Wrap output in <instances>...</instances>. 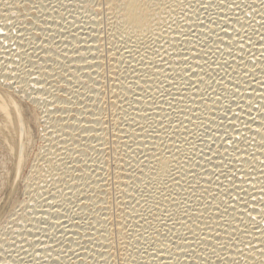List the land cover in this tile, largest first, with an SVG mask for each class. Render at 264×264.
Instances as JSON below:
<instances>
[{"label": "bare ground", "instance_id": "6f19581e", "mask_svg": "<svg viewBox=\"0 0 264 264\" xmlns=\"http://www.w3.org/2000/svg\"><path fill=\"white\" fill-rule=\"evenodd\" d=\"M55 2L56 0L45 4V0H0V62L7 64V69H0V80H3L6 75L16 81L17 63H28L29 57L32 61V63H28L30 76L23 72V67L20 69L22 78L19 83L23 85V89L12 88L0 91V244H3V248L7 250L6 245L10 242L8 244L3 243L2 235L5 236L8 226L22 225L20 224L21 221L26 222L28 228L25 227V230L21 229L22 231L18 229L22 232L19 231L21 233V235L18 234L19 239L23 236L21 241L24 240V237H27L28 241H32L35 234L29 235L26 229H34L36 221L42 217H47L51 222L49 225L56 224V227H60V230L57 228L56 230L62 232L61 235L57 232L59 236H56V233L54 236L62 241L67 240L64 245L68 242L66 247L76 250L78 255H72L69 252L75 264H81V260L83 264H93L94 255L100 264H104L105 257L108 259V264H116L115 248L107 245V240L100 234L101 231L111 230L110 225L106 224L102 217L107 215L111 219L113 217L112 210L120 207H123L126 214L130 213V206L133 204L136 205L137 209L142 210L143 201L141 200L140 204H136V200H140L142 191L146 187L147 191H152L149 184L150 166L146 165H148V160L152 158L153 150L151 149V141L149 147H144L143 138L138 142L129 139L133 133L126 125L122 126V130L119 132L109 125L106 119L109 116V110L104 108V103H108L109 108H111L110 101L116 100V94L127 95L131 98L132 93L126 91V88L127 83L134 82L135 77L129 74L125 80L124 76L121 75L123 83L116 82V68H119L121 74H124L126 63L130 61L132 65L141 68L142 71L151 72L153 69H144L124 49L125 42L128 43L129 48L139 47L136 35L130 32L124 33L123 39H121L120 32H115L114 36L105 35V31H113L108 26L107 20H92L85 13L73 9H69L72 15H68L67 12L66 14L59 10L57 8L59 3L56 2L58 5H55ZM238 2L243 3V0H238ZM33 3L42 6L40 11H35ZM53 6L57 9L56 11L53 10ZM41 13L48 17L47 22L41 20L43 32L35 26V21L37 17H41ZM188 15L191 16L190 11ZM200 15L204 17L206 13L201 11ZM61 17H66V19L62 22ZM237 17L240 18V23L235 22ZM30 18L31 23L29 22ZM191 22V20L188 21V23ZM17 23L21 27L16 30ZM61 23H63V27L60 26ZM241 24L245 25L249 34H252L253 29L256 32L251 45L255 59L249 64L250 73L253 71L251 64H256V79H253L251 75H240L236 79L247 81V83L240 84L238 95L230 96L228 100H224L221 96V100L215 105L212 104L211 100H208V109L211 111L203 110L204 125L210 127L215 133L216 144L213 152L219 148L221 140H227V137L223 135L224 128L218 127V125L223 124L234 137L238 138L237 143L241 149L246 148L247 153L255 152L256 159L264 162V155L260 154L261 150L258 143H251L260 140V137L256 135L257 131L264 132V128H261V124L264 123V107H261L264 105V99H261L264 96V88L261 87L260 83L264 81V73L260 71L264 65L259 63L264 59L260 56V52L264 50V45L259 43L260 33L264 32V27H261L264 24V19L252 8L233 7L231 10H224V26L227 35L220 31L216 25H212V27L224 40L222 47L225 54L221 57V62L228 60L232 64V67L227 69V73L229 76H234L233 69L237 68L240 61L237 59L233 62L232 57L227 55V45L235 35L233 28L239 30ZM101 25H103L104 30H102ZM47 30L53 31L56 36L48 35L52 33L47 34ZM198 31L208 32V29L201 27ZM26 32L28 37H31L33 41L35 40L34 44L36 45V49L34 47L29 48L27 56L24 52V46H27L28 42ZM37 33L41 35V38L49 37L43 49L38 47L41 41L36 39ZM51 37H55V39ZM210 37L215 40V33L210 34ZM170 39L175 41L176 48L180 47L181 37L175 30L171 33ZM113 45L115 47H112ZM207 47L212 48L214 46L209 44ZM97 48H99V52ZM164 48L168 49L167 53H164L166 57L174 54L176 50L167 44L164 45ZM105 53L107 60L103 55ZM142 54L143 52H141ZM233 54L236 57L242 55L238 50L234 51ZM189 55L193 57L191 61L193 66L203 63V60L198 58L196 51L189 53ZM243 55L245 61H248L247 47ZM217 57H220V53L213 50L208 58L216 60ZM121 59L125 61V64L119 63ZM32 64H35V67ZM182 67L187 66L182 63ZM61 68L66 69V73L62 72ZM212 68L217 69L221 75L224 74L225 70L218 68L216 64H213ZM168 71L171 75H175V71L172 69H168ZM193 71H197V69L193 67ZM54 72L56 79L53 78ZM216 78L219 79L218 76ZM25 79L30 80L31 87L24 82ZM161 79H163L162 76ZM193 79L195 80L196 77L193 76ZM139 83L144 86L143 80H140ZM168 83L171 84V81ZM93 85H95L94 91L90 92L89 89ZM227 87L232 92H237L235 83L229 84ZM121 88H125V91L121 92ZM77 89H79L78 92ZM217 90L223 93L222 87L217 86ZM133 91L140 92V89L135 87V83H133ZM172 91L176 93L177 89L173 87ZM193 92L195 93V90ZM210 95L214 96L215 94L210 92ZM69 97H71V102H69ZM116 102L119 103V101ZM199 103L197 98V104L192 105V107L198 109ZM229 106L232 111L226 112V108ZM164 107L167 108V105L165 104ZM258 108L259 111H257ZM112 110L116 111V109ZM196 114L201 115L202 112L198 110ZM237 116L241 119H237ZM253 119H255V123H252ZM212 120H215L216 123H211ZM241 120L246 122L249 127H244ZM199 122L195 121V123ZM232 124L236 125L235 130L231 127ZM110 131L113 133L114 143L122 145L127 142L131 144V149L121 148L118 153L111 152L106 143L109 140ZM198 131H203V128ZM115 136H119L121 139L115 140ZM245 136L250 141L248 145L240 143V140ZM38 137L42 143L37 147L29 172L25 174V166L28 165L29 157ZM202 139L210 144L213 139L212 132L205 134ZM101 141H105V143L101 144ZM197 144L205 152H208V147L202 141H197ZM169 146H171V142H169ZM226 147L231 153V144H227ZM220 151L223 152V149ZM85 152L88 153L84 156L87 167L81 164L80 155H78V153L83 154ZM109 155H111V159L108 158ZM237 155L246 156V153L241 152ZM169 159L171 158L169 157ZM217 163H219L218 160ZM232 163L235 183L241 186L242 177L244 180L242 187L247 190V195H244L243 192L240 195H244V200L250 201L247 207H245L243 200L237 203L239 197L236 193L239 192V187L234 190L232 195L233 206L237 209L236 215L243 214L244 219L247 220L248 212L255 207L257 211H252L251 216L259 220L258 213L262 205L256 201L262 196L260 189L261 185L264 184V175L259 170L251 172L250 175L236 173V162L233 161ZM69 164L71 167H68ZM208 167L211 168L212 166L208 165ZM244 167L247 169L248 165ZM256 168L259 169L260 165L256 164ZM81 171L84 173V180L90 178L92 182L90 187L81 180ZM68 175L74 179L69 180ZM106 179L107 183H105ZM62 180L71 187V191L65 187ZM163 180L164 177L161 176L158 180H153V183L163 187ZM221 181L225 186L229 183L223 177H221ZM21 187H23L22 193L25 195L23 199H20ZM58 188H64L65 196L71 197L73 203H76V197L81 195L78 189H82L86 197L89 193L94 194L85 199L86 207L80 216L73 219L71 218L73 214L69 213L70 218L65 220L60 209L51 207L63 199L57 191ZM137 188L141 191H135ZM143 194L146 195L147 193ZM133 196L136 197V200L132 199ZM117 198L122 202L121 205L115 203ZM92 201L95 202V205ZM105 202L109 207H106ZM215 203L214 201L213 204ZM30 206L32 207L30 208L32 209L31 212L34 214L29 211ZM93 207H95L94 213L91 211ZM136 219H132L133 224H135ZM29 220L32 223H28ZM64 222L65 225H63ZM236 223L239 224V221ZM241 227L243 226L241 225ZM54 229L53 227L51 232ZM85 230L88 234L98 238V243L84 241L86 247L89 248L87 251L85 248L77 247L75 243L77 239L84 238ZM12 231L16 233L15 230ZM4 232L5 234H3ZM13 235L10 234L12 238ZM14 239L16 240V237ZM249 239L252 240L250 247L240 246L242 255L235 248L227 255L236 257L244 264H252L251 257L253 250H255L256 259H262L258 250L261 246L259 232L257 231L256 235ZM21 241L20 243H22ZM52 243L53 241L47 237L43 240V244L40 245L41 255ZM12 246L11 244L10 249ZM17 247L15 246V248ZM24 247L30 250L29 244L25 243ZM7 251L11 252L12 250ZM14 253H12L11 259H16ZM101 253L103 256L100 255ZM162 256L164 259L158 261V264H169L167 253H162ZM144 259L148 261L150 257L145 255Z\"/></svg>", "mask_w": 264, "mask_h": 264}, {"label": "snow or ice", "instance_id": "6c2138e0", "mask_svg": "<svg viewBox=\"0 0 264 264\" xmlns=\"http://www.w3.org/2000/svg\"><path fill=\"white\" fill-rule=\"evenodd\" d=\"M58 3L68 15H72L69 8H73L78 12L85 13L92 20H107L108 26L113 31H105V35L114 36L115 32H120L121 39H123L124 33L130 32L136 35L139 47L129 48L127 42L123 47L144 69H153L151 72L142 71L141 68L132 65L130 61L126 63L124 74H121L120 69L116 68V82L123 83L121 75L125 80L129 74L135 77L134 82L127 83L126 88V91L132 93L131 98L127 95L116 94V100L110 101L111 108L108 103L101 101L104 103V108L109 110V116L106 118L109 125L114 127L117 132L126 125L133 133L129 139L138 142L143 138L144 147H149L151 141L153 150L152 158L146 165L150 166L149 184L152 191H147L146 187L142 191L140 200H136L135 196L132 197L133 200H136V204L143 201L142 210L137 209L133 204L130 206V213L126 214L123 207H120L112 210L113 217L111 219L107 215L102 217L104 222L110 225L111 230L101 231L100 234L107 240V245L115 248L116 264H158V261L164 259L162 253L165 252L169 264H244L243 261L227 255V253L235 248L242 255L240 246L250 247L252 240L249 238L254 237L257 231L260 234L261 246L258 250L262 259L257 260L255 250H253L252 264H264V184L260 189L262 196L256 201L262 205L258 213L259 220L251 216L252 211H257L255 207L248 212L247 220L244 219L243 214L237 216L232 195L233 191L239 187V192L236 193L239 197L237 203L243 200L247 207L250 202L244 200L247 190L242 187L243 178L241 177V186L235 183L232 162H236L235 172L245 175H250L251 172L257 170L264 175V162L256 159L255 152L247 153L246 148L241 149L237 143L238 138L234 137L223 124L218 127L224 128L223 135L227 137V140H221L219 148L213 152L216 144L215 133L210 127L204 125L203 118V110L208 109V100H211L215 105L221 100V96L224 100H228L230 96L239 94L240 84H246L247 81H240L236 77L251 75L253 79H256L255 63L251 64L253 71L249 72V64L255 59V54L251 51L256 34L255 29L252 34H249L244 24H241L239 30L233 28L235 35L227 45V55L232 57L233 62L239 59L240 63L237 68L233 69L235 75L229 76L227 69L231 68L232 64L228 60L221 62V57L225 54L222 47L224 40L212 25H216L220 31L227 35L224 26V10H231L233 7L252 8L264 19V0H258V2L257 0H243V3L238 0H72L69 4L58 0ZM41 7V5L33 3V8L37 11H40ZM53 10H57L55 6H53ZM189 11L191 16L188 15ZM201 11L206 13L204 17H201ZM42 19L47 22L48 17L41 13V17H37L35 21V26L40 28L41 32L44 31ZM65 19L66 17H61L62 22ZM190 20L192 22L188 23ZM29 22H32L31 18ZM235 22L240 23V18L237 17ZM60 26L63 27V23ZM101 27L104 30L103 25ZM201 27L208 29V32L198 31ZM261 27H264V24ZM173 30L181 37L179 48H176L175 41L170 39ZM212 33H215V40L210 37ZM51 38L55 39V37ZM36 39L41 41L38 47L43 49L49 37L41 38V35L37 34ZM259 43L264 45V32L260 33ZM165 44L175 48V53L166 57L164 53H167L168 49L164 48ZM209 44L214 47H207ZM30 47H36V45L32 38L28 37L27 46H24L26 56ZM246 47L248 61H245L243 55ZM213 50L220 53V57H217L216 60L208 58ZM236 50L242 55L236 57L233 54ZM97 51L99 52V48ZM193 51H196L198 58L203 60L202 64L192 65L193 57L189 53ZM141 52H143L142 55ZM103 55L107 60V54ZM260 56L264 58V50L260 52ZM28 63H32L30 57ZM28 63H17L15 69L17 80L13 81L5 75L4 79L0 80V91L12 88L23 89V85L19 83L22 78L20 69L23 67V72L30 76ZM119 63L125 64V61L121 59ZM182 63L187 67H182ZM259 63L264 65V59ZM213 64L224 69V74L221 75L217 69H213ZM32 66L35 67V64ZM193 67L197 71H193ZM0 69H7V64L0 62ZM168 69L175 71V75H171ZM45 71L47 70L45 69ZM61 71L66 73V69L61 68ZM260 71L264 73V67H261ZM193 76L196 77L195 80ZM217 76L219 79L216 78ZM53 78H57L55 72ZM140 80L144 81V86H141ZM169 81L171 84L168 83ZM24 82L31 87L30 80L25 79ZM133 83L136 88L140 89L139 93L133 91ZM233 83H235L237 92H232L227 87ZM260 83L264 88V81ZM217 86L223 88V93L217 90ZM94 87L95 85L89 91H94ZM173 87L177 89L176 93L172 91ZM78 91L79 89H77ZM120 91L124 92L125 88H121ZM210 92L215 95H210ZM197 98L200 101L198 109L192 107L197 104ZM261 99H264V96ZM69 102H71V97H69ZM165 104L167 108L164 107ZM237 106L239 107V105ZM112 109H116V111ZM198 110L202 112L201 115L196 114ZM208 111L211 110L208 109ZM230 111L232 108L229 106L226 108V112ZM237 119L241 118L237 116ZM195 121L200 122L195 123ZM241 122L244 127H249L246 122L242 120ZM211 123H216V121L212 120ZM252 123H255V119L252 120ZM231 127L233 130L236 129L235 124H232ZM201 128L203 131H198ZM261 128H264V123L261 124ZM209 132H212L213 135L210 144L202 139ZM256 135L260 137V140L251 143H258L260 154L264 155V132L257 131ZM119 139L121 137L115 136V140ZM197 141H202L208 147V152H205L197 144ZM169 142H171V146H169ZM104 143L105 141H101V144ZM106 143L111 152L115 153H118L121 148L131 149V144L127 142L122 145L114 143L111 131ZM240 143L248 145L250 141L245 136L240 140ZM227 144L232 146L231 153L226 147ZM220 149H223V152ZM241 152L246 153V156L237 155ZM78 155H80L81 164L87 167L84 156L88 153H78ZM108 158L111 159V155ZM256 164L260 165L259 169L256 168ZM208 165L212 167L209 168ZM245 165H248L247 169H245ZM68 167L71 165L69 164ZM80 176L83 183L90 187L92 183L90 178L84 180L83 171ZM161 176L164 177L163 187L153 183V180H158ZM221 177L229 181L227 186L222 183ZM67 178L74 179L70 175ZM62 182L65 183V187H68L69 191L72 190L66 181L62 180ZM105 183H107V179ZM57 191L63 199L51 207L60 209L65 220L70 218L69 213L73 214L71 217L73 219L80 216L86 207L85 199L94 194L89 193L86 197L83 190L78 189L81 195L77 196V202L73 203L71 197L65 196L64 188H58ZM135 191L141 190L137 188ZM145 192L146 195L143 194ZM241 192L244 195H240ZM214 201L215 204H213ZM92 203L95 205L94 201ZM115 203L122 204L118 198ZM106 207H109L107 203ZM91 211L94 213L95 207ZM133 218H137L135 224L132 223ZM237 221L239 224L236 223ZM28 223H32V221L29 220ZM50 223L47 217H42L36 221L34 229H26L29 235L35 234L34 239L28 241L27 237H24L23 243L18 249H15L16 259H11L12 253L5 250L3 244H0V264H75L72 255H78L76 250L65 247L64 241L57 239L47 231ZM51 226L56 227V224H51ZM40 232H43L47 239L53 241L43 255H41L40 248L43 240L38 235ZM9 239L10 237L5 235L3 243H8ZM84 241L98 243V238L88 234L85 230L84 238L77 239L75 243L77 247L85 248L87 251L89 248L86 247ZM25 243L30 245V250L24 247ZM11 244L15 245L16 240L12 239ZM69 252L72 255H69ZM100 255L103 256V253ZM145 255L149 256L150 260L146 261ZM81 264H83L82 260ZM93 264H100L95 255ZM104 264H108L106 257Z\"/></svg>", "mask_w": 264, "mask_h": 264}, {"label": "rangeland", "instance_id": "374dc122", "mask_svg": "<svg viewBox=\"0 0 264 264\" xmlns=\"http://www.w3.org/2000/svg\"><path fill=\"white\" fill-rule=\"evenodd\" d=\"M46 1H47V2H46ZM51 1H54V0H51ZM51 1H50V0H45V4H48V3H50ZM64 1H65V0H64ZM64 1H63V2H64ZM67 1H68V0H66L64 3H65V4H69V2H72V0H69L68 2H67ZM56 2H58V1L56 0ZM56 2H55V5H56V4L58 5V3H56ZM58 6H59V5H58ZM56 7H57V6H56ZM57 8H58L59 10H62L63 13H66L65 10H63L60 6L57 7ZM69 9H73V8H69ZM73 10H75V9H73ZM35 11H37V10H35ZM66 14H67V13H66ZM17 24H18V23H17ZM17 24H16V26H17ZM16 26H15V29H16V30H17L18 28L21 27V26L19 27V24H18L17 27H16ZM67 26H68V24H67ZM36 31H37V30H36ZM47 31H48V30H47ZM47 31H46V32H47ZM50 32H51L52 34H48V33H50ZM39 33H40V32H39ZM39 33H37V34H39ZM27 34H28V33L26 32V35H27ZM47 34L50 35V36H52V35L56 36V35L54 34V32L51 31V30L48 31ZM39 35H40V34H39ZM27 38H28V35H27ZM34 41H35V40H34ZM36 41H37V40H36ZM34 48H35V47H34ZM35 49H36V48H35ZM28 50H29V48H28ZM41 143H42V140L40 139V137H38V138L36 139V143H35V146H34L33 152L31 153V155H30V157H29L28 165L25 166V169H24L25 174L29 172V170H30L29 168H30V165H31L32 161L34 160V155H35V153H36V151H37V147H38ZM21 190H22V191H21ZM21 190H20V191H21L20 199H23V198H25V195L22 193V192H23V187H21ZM22 196H23V197H22ZM16 207H17V205H16ZM30 208H32V207L30 206V207L28 208L29 211L31 212L32 209H30ZM31 213H33V212H31ZM33 214H34V213H33ZM33 214H32V215H33ZM39 215H40V214H39ZM63 221H65V220H63ZM66 223H67V222H66ZM20 224H22V225H20V226H19V225H15V226H17V227L14 228V229H13V227H15V226L12 225V226H13V227H12V226L9 224L10 226H8V227L6 228V229H7V230H6L7 232L5 231L6 234H5V232L3 233V234H5V235L8 234V236L11 238V239H9L10 241L8 240V242H10V243H11V240L14 239V238L16 237V245H13V246L11 247L12 249H10L11 244H10V243H9V244L6 243V244L10 245V246L6 245V249L9 250V251L12 250L13 252H15V249H18V248H19V246H20V244H21L20 241H21V239H22L23 236H21V238L19 239L20 236L18 237V234L21 235V233H22L21 231H22V230H25V227L28 228V225L26 226V222L21 221ZM63 225H65V222H64ZM21 226H22V227H21ZM49 226H50V228H49ZM49 226H48V228H47V231H48L49 233H51V234H53V235H55V233H56V236H57V235L59 236V234L62 233V232H59V231L56 230V228H57L58 230H60V227H54V228H55V229H54L55 232H54V231L51 232V231H52L51 229H53V227L51 228V225H49ZM10 227H11L12 229H11ZM8 229H10V230H8ZM18 229H20V230L22 229V230L20 231V230H18ZM49 229H50V230H49ZM12 230H15L16 233H15V232L13 233ZM9 231H12V232H9ZM19 231H20L21 233H20ZM8 232H9V233H8ZM17 232H19V233H17ZM57 232H59V234H57ZM10 234H11V236L14 234V235H13V238L10 236ZM22 235H23V234H22ZM38 235L40 236V238L42 237L41 239H43V237H44V239H46V236L43 234V232H42V234H41V232H40ZM41 235H42V236H41ZM60 235H61V234H60ZM3 237H4V235H2V238H3ZM18 239H19V240H18ZM44 239H43V240H44ZM66 241H67V240H66ZM66 241H64V243H65ZM21 242L23 243V240H22ZM67 243H68V242H67ZM67 243H66V245L68 246ZM66 245H64V246L66 247ZM15 246H18V247L15 248ZM8 247H9V249H8ZM13 247H14V248H13ZM25 248H27V247H25ZM12 251H11V253H13ZM21 254H22V253H21ZM14 255H15V253H14ZM22 255H23V254H22ZM15 257H16V256H15Z\"/></svg>", "mask_w": 264, "mask_h": 264}]
</instances>
